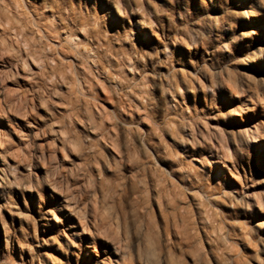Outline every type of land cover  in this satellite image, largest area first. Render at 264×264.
Instances as JSON below:
<instances>
[{
  "label": "rangeland",
  "instance_id": "obj_1",
  "mask_svg": "<svg viewBox=\"0 0 264 264\" xmlns=\"http://www.w3.org/2000/svg\"><path fill=\"white\" fill-rule=\"evenodd\" d=\"M0 41V264H264V0H0Z\"/></svg>",
  "mask_w": 264,
  "mask_h": 264
},
{
  "label": "bare ground",
  "instance_id": "obj_2",
  "mask_svg": "<svg viewBox=\"0 0 264 264\" xmlns=\"http://www.w3.org/2000/svg\"><path fill=\"white\" fill-rule=\"evenodd\" d=\"M48 5L50 6L49 10H51V11H53V13H55L56 11H54V5H52V4H48ZM8 23H9V27H11V28L14 27V24L12 22H10L9 20H8ZM37 23L41 27H46V29L48 30L46 36H48L49 38H51L52 34L60 33L61 29L64 27L62 25L63 22H61V23L52 22L51 25H47L46 23L43 22L42 19H39L37 21ZM7 28H8V26H7ZM63 29H65V28H63ZM23 30H24V28L22 27V29H20V32L18 33V35H22V39L21 40H23V41H25L27 43V45L29 46L27 50L29 52H37L38 49H39V46H42V45H44L45 49L47 48L48 44H46V41H45L43 35L40 34L41 36L37 37V39L34 38L33 40H30L28 38V36L26 35L27 33L25 34L23 32ZM71 32H73V30H71ZM73 36L74 35H72V37ZM65 46L64 45L60 46L59 51L62 54L67 55L68 52H70V50L68 48H66ZM49 48H50V51L47 52V54H45L46 57L44 56V62L47 65L49 64V61L47 59L53 58L52 59L53 61L56 60V58H54V53L56 52L55 48H53V47H49ZM82 53H84V51ZM8 55H9V53H8L7 47H5V45L1 44V41H0V60L3 61V62H8V64L10 65L12 61L10 60V58H8ZM58 65L59 64H57V63L54 64V65L51 64L52 71H56V69L58 68ZM20 107H21V104L18 103L14 98H12L10 96L9 88H8L7 76H5V74H3V71H1V73H0V116H3V115H5V114H7L8 112H11V111L12 112L19 111ZM40 155L43 156L42 158H44V161L46 162V159H47L46 155L47 154L45 153V149H41ZM50 161H52V158L50 159ZM57 186L60 188L59 184H57Z\"/></svg>",
  "mask_w": 264,
  "mask_h": 264
}]
</instances>
